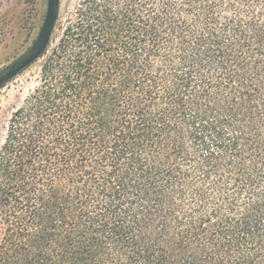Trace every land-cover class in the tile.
Segmentation results:
<instances>
[{"label":"trees","instance_id":"trees-1","mask_svg":"<svg viewBox=\"0 0 264 264\" xmlns=\"http://www.w3.org/2000/svg\"><path fill=\"white\" fill-rule=\"evenodd\" d=\"M0 142V264H264V0H81Z\"/></svg>","mask_w":264,"mask_h":264},{"label":"rangeland","instance_id":"rangeland-1","mask_svg":"<svg viewBox=\"0 0 264 264\" xmlns=\"http://www.w3.org/2000/svg\"><path fill=\"white\" fill-rule=\"evenodd\" d=\"M81 0H61L59 22L51 43ZM48 0H0V71L34 43L47 13ZM42 58L0 89V142L7 120L37 83Z\"/></svg>","mask_w":264,"mask_h":264},{"label":"water","instance_id":"water-1","mask_svg":"<svg viewBox=\"0 0 264 264\" xmlns=\"http://www.w3.org/2000/svg\"><path fill=\"white\" fill-rule=\"evenodd\" d=\"M60 12L61 0H48L44 23L32 46L0 71V89L36 64L44 56L52 43Z\"/></svg>","mask_w":264,"mask_h":264}]
</instances>
